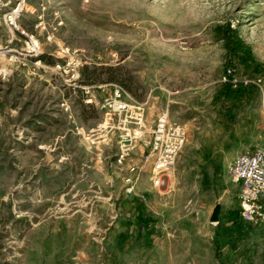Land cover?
Masks as SVG:
<instances>
[{
    "label": "rangeland",
    "instance_id": "obj_1",
    "mask_svg": "<svg viewBox=\"0 0 264 264\" xmlns=\"http://www.w3.org/2000/svg\"><path fill=\"white\" fill-rule=\"evenodd\" d=\"M27 4L22 21L39 35L40 64L0 57V68L8 69L0 75V264H264L258 228L264 223L240 219L229 169V182L217 171L205 191H196L194 173L176 175L167 190L172 170L155 186L144 158L148 134L117 163L121 136L136 127L131 118L115 127L119 117L106 116L101 106L119 86L146 129L167 113L186 130L182 152L211 141L231 147L241 126L258 138L252 147L241 139L233 161L264 145V0ZM39 17L41 30L33 26ZM227 21L250 46L258 70L240 63L233 72L246 98L230 94L214 104L231 68L215 31ZM7 39L0 25V45ZM62 47L76 51L78 77L55 66L68 60ZM138 151L142 161L130 163ZM131 166L139 167L132 196L126 193ZM138 185L151 190L136 191ZM161 195L174 202L167 214L156 206ZM216 205L218 220L211 221Z\"/></svg>",
    "mask_w": 264,
    "mask_h": 264
},
{
    "label": "built area",
    "instance_id": "obj_2",
    "mask_svg": "<svg viewBox=\"0 0 264 264\" xmlns=\"http://www.w3.org/2000/svg\"><path fill=\"white\" fill-rule=\"evenodd\" d=\"M27 3L28 0H0V25L8 33L7 43L0 45V57L5 58L9 64L20 63L25 59H34L36 64H40L42 48L39 35L36 30L33 31L29 27V24L22 21L24 14L29 11ZM42 23L39 17L33 26L41 30L45 28ZM51 37V33L46 36L48 40H51ZM61 52L68 60L56 63L55 66L57 68L68 67L67 70L78 77L81 62L79 58L72 56L76 51L71 52L68 48L62 47ZM7 71L6 67L0 68V75H6ZM228 75H231L232 86L237 87L241 81L230 68L226 69L222 80L226 81ZM89 91L90 88L87 87L85 93ZM123 95L124 90L116 86L110 95L103 98L101 104L106 116L119 117L115 127L125 126L129 118L133 120L136 127L125 133L126 140L124 141L126 142L121 144L116 161L122 164L130 151L137 146L142 135L147 133L148 136L143 141L147 147V154L144 156L145 164L150 160V169L153 172L152 183L159 186L167 172L175 167L178 155L187 141L186 130L179 124L171 123L167 113L157 114L153 124L146 129L142 124L141 114L127 103ZM87 101H92L90 96ZM127 112L129 115L126 114ZM129 171L134 179L138 175L139 167L131 166ZM230 172L232 181L237 184L236 199L240 219L245 224L253 226L264 223V145L239 156L231 164ZM128 181L131 182L130 179ZM126 193L134 195L131 184L126 187Z\"/></svg>",
    "mask_w": 264,
    "mask_h": 264
},
{
    "label": "crops",
    "instance_id": "obj_3",
    "mask_svg": "<svg viewBox=\"0 0 264 264\" xmlns=\"http://www.w3.org/2000/svg\"><path fill=\"white\" fill-rule=\"evenodd\" d=\"M150 113H148L149 115ZM168 115V114H167ZM169 118V117H168ZM170 121V120H169ZM171 123H174L170 121ZM177 124V123H175ZM257 131L255 132L254 129L241 126L238 130H236L233 134L232 142L235 144L228 148H223L220 144L218 146L215 144V141H211L210 143L203 146V149H199L196 151H181L177 158V169L172 170V175H169V178H166V189L169 190L170 188L174 187L176 175L180 173H184L187 175H191V173H194L196 176L194 177L197 184L196 191H205L208 190V183L205 181H210L211 186L212 182L214 180V174L217 171H223L224 177L223 181L229 182L231 180V176L227 173L228 169L230 170V166L235 159V156L238 154V150L236 148V145H240L239 142L241 139H245V142H249L252 147V140L257 139L258 137ZM220 143L221 139H219ZM244 147V146H243ZM242 149V148H241ZM142 151H138V153L134 156L132 160H130V163H138L139 161H142ZM175 170V171H174ZM174 171V172H173ZM167 175V174H166ZM207 177V178H205ZM165 179V178H164ZM206 179V180H205ZM222 181V180H221ZM222 181V182H223ZM236 191L237 184L233 183ZM232 185V183H231ZM233 187V186H232ZM151 188L138 185L136 188V191H150ZM163 194V193H162ZM206 197L207 200L211 199L210 195H203V198ZM169 195L168 196H160L159 200L156 201V206H159V209L162 213L167 214L172 204L174 203L171 201ZM248 225V224H247ZM260 229V234H262L264 238V224L262 226L258 227Z\"/></svg>",
    "mask_w": 264,
    "mask_h": 264
},
{
    "label": "trees",
    "instance_id": "obj_4",
    "mask_svg": "<svg viewBox=\"0 0 264 264\" xmlns=\"http://www.w3.org/2000/svg\"><path fill=\"white\" fill-rule=\"evenodd\" d=\"M215 31L220 35V39L224 41L226 49L225 66H230V69H236L240 63H244L246 69L257 71L256 62L250 46L241 37L238 28L232 26L230 22H223L215 27ZM231 75H228L227 80L223 81L212 99V103L221 101L227 95L233 94L236 98H246L247 87L240 84L233 87L230 83ZM139 209L144 207L143 203H139Z\"/></svg>",
    "mask_w": 264,
    "mask_h": 264
},
{
    "label": "water",
    "instance_id": "obj_5",
    "mask_svg": "<svg viewBox=\"0 0 264 264\" xmlns=\"http://www.w3.org/2000/svg\"><path fill=\"white\" fill-rule=\"evenodd\" d=\"M220 210V206L219 205H216L214 208H213V211H212V214L210 216V220L211 221H216L218 220V212Z\"/></svg>",
    "mask_w": 264,
    "mask_h": 264
},
{
    "label": "bare ground",
    "instance_id": "obj_6",
    "mask_svg": "<svg viewBox=\"0 0 264 264\" xmlns=\"http://www.w3.org/2000/svg\"><path fill=\"white\" fill-rule=\"evenodd\" d=\"M121 139H122V140H126V137H125L124 135H122V136H121ZM138 175H139V174H138ZM138 175H136V176L134 177V179H133V184H132L133 191H134V183L136 182V180H137V176H138Z\"/></svg>",
    "mask_w": 264,
    "mask_h": 264
}]
</instances>
